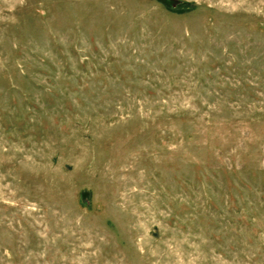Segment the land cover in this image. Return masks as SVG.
<instances>
[{"label": "rangeland", "instance_id": "rangeland-1", "mask_svg": "<svg viewBox=\"0 0 264 264\" xmlns=\"http://www.w3.org/2000/svg\"><path fill=\"white\" fill-rule=\"evenodd\" d=\"M0 264H264V0H0Z\"/></svg>", "mask_w": 264, "mask_h": 264}]
</instances>
